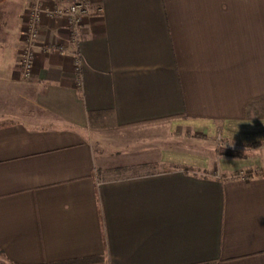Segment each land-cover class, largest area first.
<instances>
[{"label":"crops","instance_id":"obj_1","mask_svg":"<svg viewBox=\"0 0 264 264\" xmlns=\"http://www.w3.org/2000/svg\"><path fill=\"white\" fill-rule=\"evenodd\" d=\"M69 38L42 18L30 79L0 52V264H264V159L175 142L264 144V0H93Z\"/></svg>","mask_w":264,"mask_h":264},{"label":"built area","instance_id":"obj_2","mask_svg":"<svg viewBox=\"0 0 264 264\" xmlns=\"http://www.w3.org/2000/svg\"><path fill=\"white\" fill-rule=\"evenodd\" d=\"M93 9V0H33L27 11L26 28L23 30V46L20 51L19 62L24 79H30L36 61V52L39 46V34L42 18H61L67 23L70 32L69 42L56 47L61 53H66L70 47H77L79 31L84 19ZM96 11L101 12L102 6ZM78 60L79 55L75 53ZM78 64V63H77ZM243 173V172H242ZM241 173V174H242ZM245 176V175H240Z\"/></svg>","mask_w":264,"mask_h":264},{"label":"rangeland","instance_id":"obj_3","mask_svg":"<svg viewBox=\"0 0 264 264\" xmlns=\"http://www.w3.org/2000/svg\"><path fill=\"white\" fill-rule=\"evenodd\" d=\"M2 3L3 0H0V4ZM0 18L3 19V17ZM0 22L3 23V21ZM4 26L3 24L2 25L0 24V44L2 47L0 52L2 56L13 58V56L16 57L18 55V53L21 51L23 46L22 41L20 42L19 40L20 37L22 36L21 35L22 30L19 31L20 28H17V30H15V28H7L8 27L7 23ZM0 111H2V113L0 114L3 115V90L0 91ZM220 132H218L216 137L200 138V137H191V136L187 137L185 134L182 133V131H179L175 135V142L179 146H183L193 151H198L201 154H205V156H211L212 154H215L217 156H222L223 154L227 153L232 155L239 154L245 156L246 158H252V160L254 161L252 164L253 166H251L250 167L251 169H249L250 171L246 170L243 171L242 173L245 176H251L252 175L251 172L255 170L254 168H257L258 166L256 165V163L259 164L260 160L264 159V144L245 146V148H241L239 146L230 148V145L227 144V142H225ZM229 148L231 150H228ZM242 174L240 172H236L235 174H232V176H240ZM220 176L226 177V175L223 174H220Z\"/></svg>","mask_w":264,"mask_h":264},{"label":"trees","instance_id":"obj_4","mask_svg":"<svg viewBox=\"0 0 264 264\" xmlns=\"http://www.w3.org/2000/svg\"><path fill=\"white\" fill-rule=\"evenodd\" d=\"M84 262H86V260L85 261H79V262H73V263H69V264H82Z\"/></svg>","mask_w":264,"mask_h":264}]
</instances>
